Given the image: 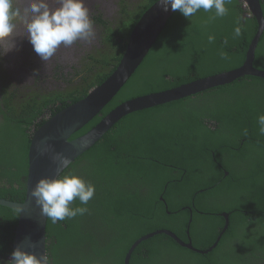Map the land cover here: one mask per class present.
I'll use <instances>...</instances> for the list:
<instances>
[{
    "label": "trees",
    "instance_id": "1",
    "mask_svg": "<svg viewBox=\"0 0 264 264\" xmlns=\"http://www.w3.org/2000/svg\"><path fill=\"white\" fill-rule=\"evenodd\" d=\"M227 7L228 15L214 21L209 19L214 10L201 9L191 20L175 11L127 83L70 140L88 132L127 100L239 68L257 24L251 16L242 17L239 0H231ZM261 8L264 14V4ZM238 19L242 34L233 39ZM209 35L215 36L214 42H208ZM125 43L116 62L107 56L109 49L91 56L92 67L86 71L91 76L85 78L86 74L83 81L68 86L70 92L61 95L70 103L57 112L83 99L92 77L91 86L96 79L100 80L95 85L98 86L108 78L123 55ZM221 51L227 54L226 59L221 58ZM253 66L264 71V31ZM77 87L82 97L75 92ZM7 114L4 129L8 128L12 134L9 139L14 137V142L26 134L15 124L25 122L27 117H22L23 112ZM260 114H264V79L246 76L123 117L63 171L91 182L95 194L87 205H81L79 200L73 202V207H86L85 214L57 223L47 219L45 251L50 264H123L136 240L158 230H169L187 242L184 231L190 216L180 207L191 205L194 198L201 210L200 198L206 196L217 204L208 210L210 213H226L229 217V227L211 253L200 255L165 235H156L133 251L129 264L264 263V136L258 132ZM23 140L27 150L29 138ZM6 175V183H18L20 174ZM19 186V190L0 189V198L23 201L25 185ZM198 190L202 192L196 195ZM201 213L196 211L189 226L193 247L205 250L214 242L216 233L209 229L211 224L201 218ZM215 217L217 227L224 224L222 217ZM17 219L14 211L0 206V239L12 233ZM198 224L203 230V242L195 238ZM235 228H239L238 234L232 233ZM230 236L236 242L225 250ZM1 243L0 253L5 255L9 249H3Z\"/></svg>",
    "mask_w": 264,
    "mask_h": 264
},
{
    "label": "water",
    "instance_id": "2",
    "mask_svg": "<svg viewBox=\"0 0 264 264\" xmlns=\"http://www.w3.org/2000/svg\"><path fill=\"white\" fill-rule=\"evenodd\" d=\"M239 3L244 14L255 18L257 24L256 33L239 68L202 78L177 88L127 100L111 110L88 132L70 140L74 134L99 115L127 83L147 56L174 11L171 10L170 6L168 11H164L161 0H157L142 14L129 34L120 61L108 78L100 85L93 87L83 99L69 105L49 119L34 133L28 151V174L23 201L14 202L0 198V206L6 207L18 215L12 251L20 246L30 253H35L38 257L46 253L45 229L47 218L42 214L40 206L36 205L31 191L39 179L44 177L55 178L60 171L63 172L66 169L58 167L51 158L52 154L62 153L72 163L98 142L119 120L131 113L194 96L216 87L228 85L246 76L264 79V71L253 66L255 51L264 31V17L260 1L239 0ZM45 149L48 151L45 152ZM224 218L227 220L228 214H225ZM226 228L227 225L223 231ZM156 235H165L179 246L194 253L205 255L215 249L222 233L208 250L198 251L191 245L188 231V241L185 243L169 230H158L136 240L126 253L123 264H129L133 251L142 242Z\"/></svg>",
    "mask_w": 264,
    "mask_h": 264
},
{
    "label": "flooded vegetation",
    "instance_id": "3",
    "mask_svg": "<svg viewBox=\"0 0 264 264\" xmlns=\"http://www.w3.org/2000/svg\"><path fill=\"white\" fill-rule=\"evenodd\" d=\"M156 1L157 0H85L86 6L89 8L90 17L94 21L96 33L94 41L91 44L77 41L70 48H64L62 46L46 64L33 51L32 45L23 34L15 37L16 47L6 55L0 57V153H3L1 158L4 161L0 160V189L9 190L14 188L19 190V185H21V188L22 184L26 186L28 151L31 139L38 129L65 108L59 112H57V109L70 103V101L68 99L65 100L61 94H68V86H70V84L77 85L79 81H83L84 76L88 74L86 71L92 67V60L94 58L91 56H96L98 52L109 49L107 56H111L112 60H114L113 62H116L121 56L122 47L126 42L131 27H134L142 14ZM259 1L260 6L264 4V0ZM49 3L53 8L58 6L55 0H49ZM21 6L25 5L22 4ZM242 17L245 18L247 16L243 13ZM107 25H109V27ZM23 31V25H18V32L23 33ZM156 59L154 60L155 62L157 61ZM113 62L109 65L112 66ZM89 76H91V74H88L85 78ZM91 79L90 89L88 91L100 81L96 79L92 87ZM78 87L75 92L79 97H82L83 94ZM57 96H59L58 100H55ZM20 112H23L22 117L26 116L27 120L23 123L15 124V126L19 127L20 130L24 131L26 134L25 136H18L15 141L12 142L14 137L9 139L12 134L7 131L8 128L4 129V119L5 116H8L7 113L11 115ZM23 137L29 138L27 150L25 147L27 142L25 141L24 145ZM21 143H23L24 147L21 146ZM22 151L24 156L21 155ZM250 152L253 153L254 149H251ZM10 155H12L13 158H9ZM5 174H7L6 176L10 174H20L19 178L16 179L18 183L14 181H12V185L9 184L8 181L6 183L4 179ZM225 174L227 173L225 172ZM199 192H202V190H198L195 194L198 195ZM160 200L162 201L163 199L160 198ZM213 206H217L215 201H212L211 198L206 196L200 198L201 210L198 209L199 204L195 202L194 198L191 205H183L180 207V210L189 212L190 219L184 233L186 234L187 241L189 235L191 245L193 243V238L191 226L189 225L196 211H202L204 213L201 218L205 220V222L211 224L209 229L216 233L215 240L221 233L222 235L219 241L223 238L225 231L229 227V217L226 220L224 218L226 213H210L208 210L214 209ZM215 215L222 217L224 219V224L217 227L218 221ZM226 225L227 228L223 231ZM15 227L10 235L7 234L4 239L3 236L0 239V242H2L1 247L3 249H9V252H5V255L0 253V261H7L12 253ZM235 229L236 230L232 233L238 234L239 228ZM239 237L240 236L237 235V238ZM195 238L203 242V230L200 224L196 226ZM235 242L236 239L230 236L226 241L225 250H229ZM210 247L205 250L193 248L198 251H206ZM255 254L257 255V253ZM261 261L262 260H260V263ZM261 264L264 263L262 262Z\"/></svg>",
    "mask_w": 264,
    "mask_h": 264
},
{
    "label": "clouds",
    "instance_id": "4",
    "mask_svg": "<svg viewBox=\"0 0 264 264\" xmlns=\"http://www.w3.org/2000/svg\"><path fill=\"white\" fill-rule=\"evenodd\" d=\"M57 7H51L49 0H0V57L16 47L15 37L23 34L32 45L33 51L46 64L62 46L70 48L77 41L91 44L96 36L94 21L90 17L85 0H55ZM164 11H179L191 20L199 10H214L209 18L214 21L229 13L227 5L231 0H161ZM25 6H21V5ZM18 25H23V33L18 32ZM242 34V25L238 19L233 30V39ZM215 40L208 36V42ZM227 43V41H225ZM223 59L227 54L220 52ZM259 135L264 136V114L257 117ZM245 134L246 130H245ZM45 152L48 150L45 149ZM43 154V153H42ZM54 162L62 169L68 168L71 160L62 153L51 155ZM95 194V186L79 175L60 171L55 178L44 177L38 180L31 191L36 205L42 214L52 223L72 219L85 214L86 207H73L79 200L87 205ZM0 264H50L49 256L44 253L37 256L17 246L7 261Z\"/></svg>",
    "mask_w": 264,
    "mask_h": 264
}]
</instances>
